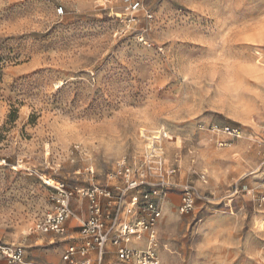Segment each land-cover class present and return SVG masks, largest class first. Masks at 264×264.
Masks as SVG:
<instances>
[{"label": "rangeland", "instance_id": "1", "mask_svg": "<svg viewBox=\"0 0 264 264\" xmlns=\"http://www.w3.org/2000/svg\"><path fill=\"white\" fill-rule=\"evenodd\" d=\"M138 1L129 22L121 0H0V243L23 247L25 262L34 239H58L41 242L53 234L32 232L53 210L55 186L122 187L117 163L138 164L153 133L165 134L163 160L165 145L192 141L191 167L213 163L208 172L229 177L226 193L212 195L218 200H198L205 205L223 203L232 184L246 186L264 172V0ZM228 126L240 137L219 130ZM185 131L187 141L178 134ZM253 156L258 165L249 163ZM163 169L151 174L174 168ZM246 188L232 200L252 195L264 220V205L255 202L264 193ZM89 206L81 196L70 201L73 231ZM258 224L250 216L222 224L209 230V241L221 243L233 264H264ZM194 225L186 222L172 239L170 264H193L196 241L206 239Z\"/></svg>", "mask_w": 264, "mask_h": 264}, {"label": "built area", "instance_id": "2", "mask_svg": "<svg viewBox=\"0 0 264 264\" xmlns=\"http://www.w3.org/2000/svg\"><path fill=\"white\" fill-rule=\"evenodd\" d=\"M121 1L130 17L129 22H133L142 8L141 3L138 0ZM56 14L62 15V8L57 9ZM215 130L219 132L218 129ZM222 133L231 138L240 137L236 128H225ZM150 137L151 145L145 147L144 158L138 164L131 166L127 158L117 163L115 175L123 177L122 187H115L113 191L92 188L74 192L67 190L63 184L55 186L53 210L34 223L32 232L62 235L64 224L74 215L70 207V201L74 197L88 199L91 212L87 220L80 224L79 236L71 239L75 243L66 248L59 264H104L109 254L114 256L115 264H159L155 225L161 217V201L171 185L170 180L176 176V170L168 169L159 174H151L154 168L164 170L160 140L165 139V134L158 132ZM219 146H223V143ZM230 190L226 198L220 199L225 205L237 194L247 192L246 187L237 182L232 184ZM181 191L177 208L181 215L190 214L196 200H202L206 204L218 200L213 196L200 195L190 185H183ZM255 202L261 208L264 205V196L257 197ZM136 212L139 219L132 224H122L121 221L125 220L121 217L123 214L128 217ZM144 235V248L130 247L131 243L141 241ZM24 251L21 246L9 247L0 243V259H5L8 264H26Z\"/></svg>", "mask_w": 264, "mask_h": 264}, {"label": "crops", "instance_id": "3", "mask_svg": "<svg viewBox=\"0 0 264 264\" xmlns=\"http://www.w3.org/2000/svg\"><path fill=\"white\" fill-rule=\"evenodd\" d=\"M228 127H224L219 130L221 131ZM250 133V135H255L257 132L251 130ZM178 134L180 135V138L184 141H187V139L190 138L189 133L187 131L184 132V135H182L181 133ZM197 136L199 135L197 134ZM189 143H192V141L185 142L184 147H182V145H165L164 147L165 159L163 162V168L173 167L176 170V176L170 180L171 185L167 189L166 194L161 201V217L155 225L157 233L156 255L159 264L160 260L161 264H170L168 260L171 261L170 258L173 257L171 255H168L167 250L168 248H174V250H176L178 246L173 243L172 239L179 232H183L185 228L184 224H186V222L195 223L194 232L197 238L198 236L200 238L202 233L206 234V239L201 238L200 241H196V249L198 250V254L196 257L193 258V264L237 263L235 261L238 260L231 261V259L225 252H221V243L214 244L209 241V230L212 229L214 231H217V229H221V227H223L222 224L229 225V223L235 221L238 223V220L244 219L247 216H250V219L254 222L255 219L261 216V213L256 212L254 203L252 202L253 197L252 195L248 194L235 197L233 200H231L227 208H225L226 206L224 203L205 205L197 200L194 205V211H192L185 217L183 215H180L177 210V206L181 197V188L183 185L190 184L199 193L208 194L211 196H223L228 189L227 183L229 181V177L219 175L218 178H216L214 173L208 172V170L210 171L211 165L213 163L206 164L204 161H199L195 166H190L191 161H193V158H195V155L198 152V148H196L194 145L191 147V144ZM242 146L243 145L240 146V144L235 146L236 151L240 152L242 150ZM251 147L255 149L256 144L252 143ZM248 161L252 165H258L260 163L259 159H257L256 156H253V158L248 159ZM240 168H242V166H239V169ZM190 172L193 174H191ZM196 173H200L197 179ZM204 175H206V177ZM190 179H193V181L189 182ZM243 183H245L248 188L257 191V195L262 194V192L264 193V172L248 177V179L244 180ZM84 207L80 205L77 207V210L81 212V214H83L85 213L83 212ZM135 215L137 216L138 213L136 212ZM123 218L128 221V217L125 214L122 219ZM129 220L132 221V217ZM66 223L63 226L64 233L62 235L52 233L53 235L46 234L52 236H46L38 239L42 242L51 241L54 240V238L58 237V239H56L55 241L45 243L44 245H38L36 239H34V251L31 252L27 257L26 264H59L61 262V258L67 250L66 248L70 244L75 243L71 239L78 237L80 234L79 226L78 231L75 232L70 228V226L72 225H67L68 223ZM226 227V229H228V226ZM145 238L146 235L143 236L141 241L131 243L130 247L136 249L144 248L146 240ZM191 238L194 239L193 234ZM217 239L220 240V238ZM25 256L26 253L24 251V259ZM104 264H115L114 256L112 254L107 255Z\"/></svg>", "mask_w": 264, "mask_h": 264}, {"label": "bare ground", "instance_id": "4", "mask_svg": "<svg viewBox=\"0 0 264 264\" xmlns=\"http://www.w3.org/2000/svg\"><path fill=\"white\" fill-rule=\"evenodd\" d=\"M158 132H156V134H157ZM152 139V138H151ZM151 139H150V145H151ZM48 185V184H47ZM124 216V214L121 216V217H123ZM256 223H259L258 225H260V227L262 226V230L261 231H264V220H260V221H258V219H256L255 221H254V225L256 224Z\"/></svg>", "mask_w": 264, "mask_h": 264}]
</instances>
